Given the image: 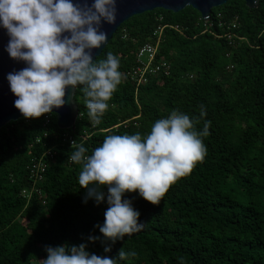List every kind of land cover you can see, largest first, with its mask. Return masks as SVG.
Here are the masks:
<instances>
[{
	"label": "trees",
	"instance_id": "obj_1",
	"mask_svg": "<svg viewBox=\"0 0 264 264\" xmlns=\"http://www.w3.org/2000/svg\"><path fill=\"white\" fill-rule=\"evenodd\" d=\"M218 9L211 17L221 12L224 21L238 24L234 46L216 20L214 32L205 31L192 6L179 12L155 8L123 21L96 58L112 52L122 74L98 123L90 121L77 86L74 129L60 128L54 113H48V122L42 114L0 127V264H42L45 245L81 242L102 257H115L120 248L136 252L116 264H264V0L255 8L227 0ZM159 24L182 27L167 26L161 34L156 57L170 63V72L150 78L136 92L125 73L136 64L139 44L152 40ZM173 109L196 116L197 131L210 122L201 137L203 159L171 183L157 204L126 191L143 227L115 242L104 240L95 225L104 221L107 186L105 201L83 202L81 166L67 159L73 148L62 143L63 135L71 134L90 154L104 136L144 135ZM48 148L56 154L39 184L43 196L33 193L27 202L21 195L31 185L26 167ZM89 235L100 239L88 240Z\"/></svg>",
	"mask_w": 264,
	"mask_h": 264
},
{
	"label": "clouds",
	"instance_id": "obj_2",
	"mask_svg": "<svg viewBox=\"0 0 264 264\" xmlns=\"http://www.w3.org/2000/svg\"><path fill=\"white\" fill-rule=\"evenodd\" d=\"M116 18L117 0H0V26L9 36L6 51L26 63L6 74L16 96L14 106L24 117L51 112L65 104L66 89L79 86L90 121L99 122L122 74L118 56L108 52L106 58L93 59L92 50L106 41L102 23L112 24ZM204 115L201 106L200 116ZM196 122V116L190 118L173 109L156 119L144 135L104 136L90 154L83 143L71 142L73 150L67 159L81 166L77 180L86 188L83 202L89 198L97 204L105 201L102 189L107 186L104 221L95 225L104 240L115 242L143 227L138 222L139 211L123 196L126 191H138L157 204L171 183L203 159L201 137L208 134L210 122L205 120L199 131L194 128ZM87 239L100 237L89 235ZM110 247L106 244L104 251ZM45 250L42 264H116L117 258L136 255L134 250L120 248L115 257H102L90 253L84 242L45 245Z\"/></svg>",
	"mask_w": 264,
	"mask_h": 264
},
{
	"label": "water",
	"instance_id": "obj_3",
	"mask_svg": "<svg viewBox=\"0 0 264 264\" xmlns=\"http://www.w3.org/2000/svg\"><path fill=\"white\" fill-rule=\"evenodd\" d=\"M227 0H117V18L114 23H102V28L107 32L106 41L92 50L93 59H96L109 40L113 37L119 25L129 17L155 8H163L173 12H179L186 6L197 9L201 16L207 20L214 7L224 4ZM76 2V0H74ZM247 6L255 8L259 0H245ZM91 3V0H89ZM9 40L6 29L0 26V127L12 120L24 117L19 109L14 106L15 94L10 90L6 74L17 71L26 66L23 60L12 58L6 51L5 45ZM72 88V86H68ZM76 90L65 93V104L54 107L49 113L56 115L57 124L60 128H75V122L79 114V107L74 100Z\"/></svg>",
	"mask_w": 264,
	"mask_h": 264
},
{
	"label": "built area",
	"instance_id": "obj_4",
	"mask_svg": "<svg viewBox=\"0 0 264 264\" xmlns=\"http://www.w3.org/2000/svg\"><path fill=\"white\" fill-rule=\"evenodd\" d=\"M200 19L204 20L205 31L209 32H214V24L217 21L218 26L225 27L226 32L223 36H225L229 45L234 46L237 44V39L239 37L234 31V28L238 27L236 20L231 22L224 21L221 12H216V15L214 14L213 17H211L210 14L209 20L202 16ZM167 26L178 31L182 30V27L179 25L159 24L152 32L153 39L139 44L136 49V64L129 68L125 73L127 80L134 85L136 92L139 87L146 84L150 78L159 75H168L170 72V63L165 59H157L156 57L162 31ZM122 37H128V32L125 29H123ZM189 77L192 78L193 75H189ZM44 119L46 122L49 121L48 113H45ZM39 140L40 138H37V141ZM72 141L76 143L71 134L65 133L63 135L62 143H68L71 146ZM55 154L56 151H54L53 148H48L37 158H32L29 161L26 168L31 185L21 190V195L27 200V202L30 200L33 193L43 196V190L39 187V184L43 181L49 161L54 160Z\"/></svg>",
	"mask_w": 264,
	"mask_h": 264
},
{
	"label": "rangeland",
	"instance_id": "obj_5",
	"mask_svg": "<svg viewBox=\"0 0 264 264\" xmlns=\"http://www.w3.org/2000/svg\"><path fill=\"white\" fill-rule=\"evenodd\" d=\"M219 9H218V7H214V11H218Z\"/></svg>",
	"mask_w": 264,
	"mask_h": 264
}]
</instances>
